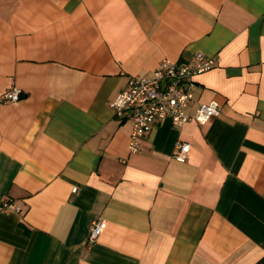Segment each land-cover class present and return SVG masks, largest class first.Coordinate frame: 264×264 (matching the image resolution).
Returning a JSON list of instances; mask_svg holds the SVG:
<instances>
[{"label": "crops", "instance_id": "1", "mask_svg": "<svg viewBox=\"0 0 264 264\" xmlns=\"http://www.w3.org/2000/svg\"><path fill=\"white\" fill-rule=\"evenodd\" d=\"M196 51L216 62L188 111L219 114L165 118L130 153L132 118L110 101ZM11 87L0 264H264V0H0V96Z\"/></svg>", "mask_w": 264, "mask_h": 264}, {"label": "built area", "instance_id": "2", "mask_svg": "<svg viewBox=\"0 0 264 264\" xmlns=\"http://www.w3.org/2000/svg\"><path fill=\"white\" fill-rule=\"evenodd\" d=\"M216 62L215 56L196 51L191 59L175 62L164 58L152 75L131 76L126 87L109 103L115 117L132 118L128 149L137 153L142 149V139L153 125L165 118L171 119L174 125L180 126L188 120L205 124L220 112V105L211 101L197 102L193 112L188 106L193 99L196 77L209 70ZM20 98V89L11 87L4 91L0 99L9 102ZM190 144L178 141L173 156L179 161L187 160ZM16 209L8 202L0 204V210ZM104 219H95L89 228L88 240L93 242L106 228Z\"/></svg>", "mask_w": 264, "mask_h": 264}]
</instances>
